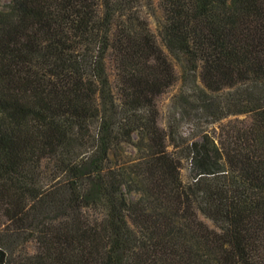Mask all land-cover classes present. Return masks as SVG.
<instances>
[{
	"label": "trees",
	"instance_id": "trees-1",
	"mask_svg": "<svg viewBox=\"0 0 264 264\" xmlns=\"http://www.w3.org/2000/svg\"><path fill=\"white\" fill-rule=\"evenodd\" d=\"M150 1L0 0V264H264V0Z\"/></svg>",
	"mask_w": 264,
	"mask_h": 264
},
{
	"label": "rangeland",
	"instance_id": "rangeland-1",
	"mask_svg": "<svg viewBox=\"0 0 264 264\" xmlns=\"http://www.w3.org/2000/svg\"><path fill=\"white\" fill-rule=\"evenodd\" d=\"M144 10L149 14L148 19L150 20L151 27L154 29L156 17L160 14L154 0H151L149 6H145ZM176 69L178 74L177 82L157 97L156 102L159 110L158 123L160 127L167 129L169 124H176L178 131L184 136L197 134L203 129L211 131L215 129L216 135H218L219 124L216 122L209 123L210 117L203 116L201 110L196 109L194 106L198 103L193 102L190 98L193 90L198 88L196 83L178 62L176 63ZM236 118V116H230L223 119L222 122L225 123L228 120H235ZM238 118H242V116ZM181 177L184 181L189 180L187 163L181 169ZM199 216L205 223L213 227L211 221L201 214Z\"/></svg>",
	"mask_w": 264,
	"mask_h": 264
}]
</instances>
